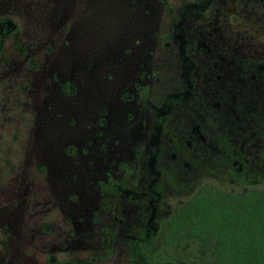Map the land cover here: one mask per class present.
<instances>
[{"label":"rangeland","instance_id":"374dc122","mask_svg":"<svg viewBox=\"0 0 264 264\" xmlns=\"http://www.w3.org/2000/svg\"><path fill=\"white\" fill-rule=\"evenodd\" d=\"M191 5L183 35L208 49L198 72L206 102H226L211 117L218 129L233 115L228 98L249 103L247 65L264 58V0H0V20L15 26L0 54V264H212L195 242L164 248L163 224L201 185L264 189L260 152L254 182L222 185L211 134L200 151L189 136L194 104L167 117L154 146L138 95L146 86L156 103L175 86L171 30ZM246 116L227 152L244 140L243 152L255 149L249 126L264 119ZM108 179L135 195L102 193Z\"/></svg>","mask_w":264,"mask_h":264},{"label":"flooded vegetation","instance_id":"af4514ba","mask_svg":"<svg viewBox=\"0 0 264 264\" xmlns=\"http://www.w3.org/2000/svg\"><path fill=\"white\" fill-rule=\"evenodd\" d=\"M194 8H196V5L186 7L178 20H175L171 30L174 48L180 59L175 86L172 89H168L166 92L160 94L156 103L153 101L150 95L149 88L145 86L143 87L146 88L144 94H141V90L143 88H140L138 91L139 99L147 106V109L150 111L152 116V123L148 132L154 140V146L157 144L158 135L161 128L164 126L167 117H173L176 111H178L182 105H187L188 107L192 108L190 105V102H192L194 104V109L192 110L197 109L198 113L196 118H192L194 124H192L190 129L191 134H189L194 142V146L191 144L190 140L187 141L185 143L187 150H191V147L193 146L194 149L200 151L202 145L200 144L199 140L205 141L209 134H211V147H214L215 151L222 153L221 159H219L221 173L218 172L216 175L219 176L217 177L219 183L222 185L230 184L231 187H236L238 185L241 186L247 182H254V176L251 173V170L254 166V159L251 157V155L254 154L256 156L258 155L257 153L260 152V159L264 162V127H256V129H254L252 127L254 124H250L249 126V128L252 130L248 134L247 139L253 137L255 149L251 148L250 145V147L247 149L249 151L243 152L242 144L245 143V140L238 146L236 149L237 151L227 152L226 147L232 145V143H237L235 139L231 138V135L233 134V129H236V125L240 119H245L247 117L246 114L250 117L251 121H254L260 115H262L264 119V58L261 62H254L247 65L249 84L246 85V89L247 95L249 94V103L247 104L246 108L242 107V103H240V101L237 103V106H235V103L228 98L229 108L231 109V112H233V115L228 118H222L220 121L221 124H219L218 129H216L213 125V118L211 117L214 116L216 109H221L220 106H222V104L224 108L226 106V102L223 103L221 99L219 101L213 99L210 102H206V97H202V95L205 94V87L199 76L198 62L201 61L202 55H207L206 53L208 52V49L202 42L198 40L190 41L183 35L184 31L182 29V24L184 22L185 15ZM175 43L178 44L177 48ZM220 92L221 90L215 93L216 98L220 96ZM220 113L222 115L229 114L226 109H223ZM200 131L203 132L202 135L199 134ZM194 134L198 136L195 137ZM220 143H223L224 145L220 146ZM260 143L262 144L260 145ZM187 166L188 164L186 163L185 167ZM212 177L214 176H211V178ZM215 187L222 189L219 186ZM222 190L231 193L240 192L229 191L226 189ZM118 195L132 197L135 194L130 191L127 186H125L123 192ZM172 210L173 208L168 213L167 219ZM166 221L163 224V230L165 228ZM200 247L207 253L212 263L211 257L209 256L206 249L202 246Z\"/></svg>","mask_w":264,"mask_h":264},{"label":"trees","instance_id":"16d2710c","mask_svg":"<svg viewBox=\"0 0 264 264\" xmlns=\"http://www.w3.org/2000/svg\"><path fill=\"white\" fill-rule=\"evenodd\" d=\"M14 32L10 20H0V54L6 38ZM124 188V183L113 179L99 183L100 191L107 195H118ZM160 240L165 248L195 242L206 249L213 264H264V190L250 187L231 193L213 185H201L173 208ZM77 263H60L51 256L46 261Z\"/></svg>","mask_w":264,"mask_h":264}]
</instances>
